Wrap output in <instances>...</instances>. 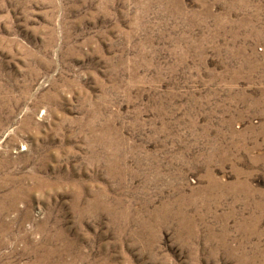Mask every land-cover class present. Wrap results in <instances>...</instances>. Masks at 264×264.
Wrapping results in <instances>:
<instances>
[{
  "label": "rangeland",
  "instance_id": "rangeland-1",
  "mask_svg": "<svg viewBox=\"0 0 264 264\" xmlns=\"http://www.w3.org/2000/svg\"><path fill=\"white\" fill-rule=\"evenodd\" d=\"M0 264H264V0H0Z\"/></svg>",
  "mask_w": 264,
  "mask_h": 264
}]
</instances>
